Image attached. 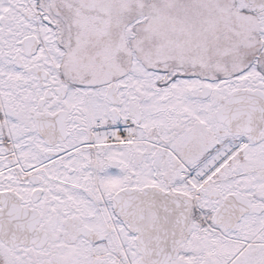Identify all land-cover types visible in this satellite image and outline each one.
Here are the masks:
<instances>
[{
    "label": "snow or ice",
    "instance_id": "obj_1",
    "mask_svg": "<svg viewBox=\"0 0 264 264\" xmlns=\"http://www.w3.org/2000/svg\"><path fill=\"white\" fill-rule=\"evenodd\" d=\"M0 264H264V0H0Z\"/></svg>",
    "mask_w": 264,
    "mask_h": 264
}]
</instances>
